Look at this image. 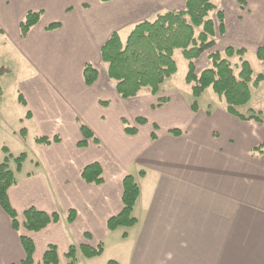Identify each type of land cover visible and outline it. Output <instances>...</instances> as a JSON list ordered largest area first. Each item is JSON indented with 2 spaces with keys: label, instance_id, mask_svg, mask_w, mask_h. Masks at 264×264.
I'll use <instances>...</instances> for the list:
<instances>
[{
  "label": "crops",
  "instance_id": "1",
  "mask_svg": "<svg viewBox=\"0 0 264 264\" xmlns=\"http://www.w3.org/2000/svg\"><path fill=\"white\" fill-rule=\"evenodd\" d=\"M185 2L0 0L1 10L17 22L15 46L36 70L35 76L18 83L25 105L13 94L14 110L4 116V124L22 141L27 133L22 137L18 126L29 124L38 125L43 136L59 138L57 143L36 144L42 157L26 155L31 169L23 171L22 164L15 173L16 183L7 193L19 230L11 227L0 207V264H19L24 258L20 235L34 243L33 264H43L48 244L57 248V264H67L64 254L70 244L77 247L75 264H121L106 254L110 245L125 264H264V106L261 121H256L230 114L219 97L217 103L215 98L197 102L194 112L193 96L167 94L162 87L156 96L143 89L122 99L100 59L99 48L111 33L123 41L136 23L182 9ZM212 2L224 16L220 31L210 15L214 51L231 46L255 53L264 46V0ZM29 10H41L42 15L22 38L18 26ZM53 22L60 26L47 30ZM203 55L195 60L196 69L204 65ZM87 62L98 72L91 86L81 76ZM159 98L166 101L158 105ZM3 102L1 90L0 106ZM137 118L145 123H136ZM80 124L98 143L87 140L85 147H78L83 139ZM127 125L136 132L126 133ZM173 129L181 133L173 135ZM92 162L101 167V184L81 178ZM126 174L139 186L136 223L124 227L126 235L118 240V229L108 230L107 220L122 210ZM29 207L56 212L59 220L37 232L26 231L23 212ZM69 210L74 211L70 223ZM99 243L104 250L96 257L87 258L79 249Z\"/></svg>",
  "mask_w": 264,
  "mask_h": 264
},
{
  "label": "trees",
  "instance_id": "2",
  "mask_svg": "<svg viewBox=\"0 0 264 264\" xmlns=\"http://www.w3.org/2000/svg\"><path fill=\"white\" fill-rule=\"evenodd\" d=\"M108 1V0H102ZM210 14L216 18L220 31L223 27V12L218 9L212 0H186L184 7L179 10H169L158 13L151 20H142L136 23L126 38L122 41L117 32L111 33L106 41L100 46L99 53L102 63L105 65L106 76L114 82L116 93L122 99L138 96L143 89L156 96L162 85L177 72V64L174 59L175 51L181 50L183 58L187 61V72L185 82L191 85L194 100L190 107L197 110L198 98L206 89L210 88L214 94L226 104V110L240 119L261 121L260 112L252 111L248 116L240 114L236 108L246 105L251 98V89L257 88L264 81V72L253 75L250 63L243 58L246 53L244 48L226 47L222 52L210 51L215 45V22ZM42 15L41 10H29L19 23L20 36L24 38L30 29L35 26ZM60 26L58 22L50 23L47 30H53ZM207 54L208 66L197 71L195 60L204 53ZM257 59L264 66V46L255 50ZM238 56L240 63L238 72L230 63V58ZM97 69L91 63H85L81 76L86 86H91L97 79ZM254 76V77H253ZM1 94V87H0ZM18 100L23 105L25 101L21 94ZM165 98L158 99V105L165 102ZM30 116L27 111L26 117ZM136 123L144 124L143 118H137ZM83 139L78 142V147L87 145V140L98 143L97 137L84 124H80ZM124 131L134 134L135 128L125 126ZM21 136L26 135V129L21 128ZM173 135H179L178 129L170 130ZM59 138L39 135L35 138L36 144L49 145L57 143ZM4 156L0 159V207L8 215L11 227L19 230L17 213L11 206L8 198V189L16 183L15 173L21 170L26 159V154L21 153L12 157L11 153L3 146ZM13 159L15 168L11 169L9 161ZM143 174V172H141ZM81 178L87 183L101 184L103 182L102 170L97 162L86 165ZM122 210L119 214L107 220L108 230L118 227H131L136 223L133 216V208L139 196V186L131 174L123 178ZM23 228L26 231H40L50 223L57 222L59 216L56 212L47 213L29 207L23 212ZM74 219V211L69 210L67 221ZM126 234L123 233V236ZM20 242L24 250V258L19 264H33V252L35 249L33 241L25 235H20ZM80 251L87 258L96 257L103 253V244L95 247L80 245ZM67 264H75L77 261V247L68 245L64 254ZM43 264H57V248L48 244L42 257ZM108 264H115L109 260Z\"/></svg>",
  "mask_w": 264,
  "mask_h": 264
},
{
  "label": "rangeland",
  "instance_id": "3",
  "mask_svg": "<svg viewBox=\"0 0 264 264\" xmlns=\"http://www.w3.org/2000/svg\"><path fill=\"white\" fill-rule=\"evenodd\" d=\"M16 24L17 22L16 20H14V16L8 15L0 8V86L2 92L4 93V102L0 106V141H2L0 143H3L2 145L9 149L8 151L11 153L12 157H16L21 153H25L28 159V157L33 158V156L42 157L41 152L39 151L35 143V138L39 135H42L38 128V125L29 124V126L25 128L27 130V135L25 136V139H23L24 141H22V139H20L18 135H14L13 133H11V131H9V129L6 127V124H4V116L7 114H11L14 110L11 105V101L13 94H15L16 96L18 95V83L24 77H28L32 74H34L33 76L36 75L35 68L32 67L29 61L23 57V55L15 46L13 34L15 32L14 30H16L17 28ZM210 51H214V49H211ZM207 54L208 53L206 52L202 57V62H204V65L200 68H197V71L208 66ZM174 59L178 69L177 72L171 78L166 80V82L162 85L164 92L168 94L169 92L180 91L182 92V94H185L187 96H193L191 85L185 82L187 61L183 58L180 52H175ZM244 59L250 63L254 76L258 73L264 72V66L257 59L255 53L247 52ZM230 63L232 67L236 68L235 72H238V65L240 63L239 57L233 56L232 58H230ZM215 97L217 96L211 89H206L200 95L199 99H197V102L203 105L207 102H211V99ZM213 101L215 103L219 102L218 98L213 99ZM263 106L264 81L257 89H254L252 87L250 101L246 105L238 107V110L240 113L249 115V113L251 114L252 111L259 112V110L262 109ZM18 127H20V129L24 128L23 125ZM1 149L0 159H2L1 155L4 154ZM9 166L11 169L15 168V162L13 159L9 161ZM30 169V163L28 161H25V164L23 163V171H29ZM117 229V238L119 240L121 234L128 229L124 227H120ZM106 254L109 255L110 259L118 260L121 264H125L123 257L117 255L115 248H112L111 245L108 246Z\"/></svg>",
  "mask_w": 264,
  "mask_h": 264
}]
</instances>
